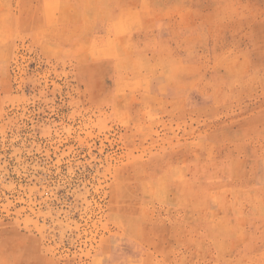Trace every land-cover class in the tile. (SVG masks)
<instances>
[{"label": "rangeland", "instance_id": "rangeland-1", "mask_svg": "<svg viewBox=\"0 0 264 264\" xmlns=\"http://www.w3.org/2000/svg\"><path fill=\"white\" fill-rule=\"evenodd\" d=\"M0 264H264V0H0Z\"/></svg>", "mask_w": 264, "mask_h": 264}]
</instances>
